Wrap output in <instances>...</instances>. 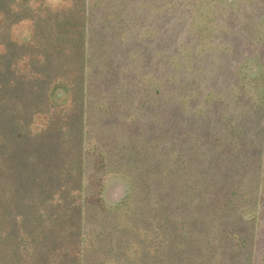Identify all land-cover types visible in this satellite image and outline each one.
<instances>
[{
    "label": "rangeland",
    "instance_id": "obj_1",
    "mask_svg": "<svg viewBox=\"0 0 264 264\" xmlns=\"http://www.w3.org/2000/svg\"><path fill=\"white\" fill-rule=\"evenodd\" d=\"M260 61L264 0H0L3 187L10 205L33 177L55 224L36 240L0 212V264H264V188L241 203L257 183L224 145L261 97Z\"/></svg>",
    "mask_w": 264,
    "mask_h": 264
},
{
    "label": "trees",
    "instance_id": "obj_2",
    "mask_svg": "<svg viewBox=\"0 0 264 264\" xmlns=\"http://www.w3.org/2000/svg\"><path fill=\"white\" fill-rule=\"evenodd\" d=\"M259 50H260V48L258 49V51ZM259 52H261V50ZM257 53L258 52L256 51V54L254 57H255V60L259 61L258 59H259L260 54L258 56ZM183 65L184 64H182L181 69H184ZM260 65H261V67H262V65L264 66V61H260ZM261 85H262L263 90L259 89L261 87ZM251 88L254 90V93L256 91L259 92L261 94V97L258 98L259 101H256L254 104L251 103L252 107H250V104L248 102L249 107L247 106L246 108H244V113H242V116H245L244 122L242 124H240V122H238V123L234 122V125L233 126L231 125L233 127V132L230 133V131H227L228 124L226 123V126H225L226 134L224 136V138H225L224 141L226 142V144H224V145H225V151L228 150V152H229V155H230L229 158H230L231 162H233V157L236 155V158L234 159V160H237L235 163V168H234V170L232 168L230 169V174L231 175L237 174L236 179L239 178L240 183L242 182V178L245 182L246 177H247V182H252L253 184L257 183V184H255L254 189H253V191L256 190L255 191L256 193H253V195H250L248 197L249 202H247V201L244 202V200H246L247 197L245 199L243 198L240 200L243 205L246 204V205L250 206L253 211H255V209L263 206L262 189L264 188V176L261 177L260 170H261L263 163H264V126H261L262 128L259 127L258 129H255L254 131L250 130L248 132L249 136H246V130H247V128H249V126L246 122L250 119V116L252 115V114L248 113L249 110H251V112H256L264 106V82L262 84H260L257 80H254V81H252ZM255 105H257V106H255ZM23 112H25V109H17L15 112V115L18 114L17 118H19ZM13 113H14V111H13ZM136 116L137 115H132V118H135ZM14 118H15V116H14ZM243 118L244 117H242L241 120ZM160 119H163V116L159 115L158 121ZM238 131H239V136H240L239 140H237V138H236V134ZM233 137L236 140H234ZM230 145H233L231 150H229ZM2 148H3V146H2V144H0V155H1V149ZM239 152H240V154H236ZM4 155L8 158V162L6 163V159L4 160L0 156V212L3 213V215H5V218L7 220H11L12 223L13 222L16 223L15 218H17V216L15 214H17L18 212L25 213L24 214L25 218L23 217L22 213L20 214V217H22V222H26V224L30 221V224H29L30 228L27 230H28V233L32 235V239H36V240L40 239V237L38 235H41V232H42V231H40L41 228L42 229L46 228L49 233L54 232L55 224L53 222L51 223L47 214L45 213V215H40L39 213H37L38 204L36 201H37V199L38 200L40 199V196L38 194H36L37 189H35V186L37 183H35V181L33 180V177L29 178L28 177L29 175L25 176L26 172L24 173V170L20 173H21V175H24L25 177H27L29 182L30 181L32 182L31 188L29 190L24 189L23 191L25 192V194L27 192L26 196L19 195L21 197H19V199L17 201H15V198L13 197V195H15V192L11 191L12 200H13V198H14V200H13V202L10 201V205H9L8 201H9L10 195H9V197H7V195H6L7 192H6V189L3 187V184L7 181V179L5 177V170L8 167H11L9 164L10 163L9 160H11V152L10 151L7 152V149H6V153H4ZM36 161H37V158L34 156L33 159L30 161L31 163H29L28 167H33V165L35 164ZM206 162H207V160H206ZM223 162H224L223 168L224 167L227 168V166L229 167L230 166L229 164H231L230 162H225V161H223ZM71 166H72L71 167L72 172L73 171L76 173L78 171L80 172L81 165H79L75 161L74 162L72 161ZM208 166H209V168H214V166H215L214 160L210 159V161H208ZM16 167L19 170L20 165L16 166ZM66 173H67V175H69L71 172L69 170ZM225 174L226 173L223 172V175L225 176L224 180L226 179ZM24 176H22V177H24ZM241 176H242V178H241ZM4 179H6L5 182H4ZM231 181L233 182V180H231ZM42 191L47 192V190H45V189H43ZM236 192H237L236 189H234V190L232 189V194H234ZM5 197H6V201L4 200ZM5 202L8 204L7 207L4 206ZM234 205H236V203H235V201H232V196H231L230 198L225 197V204H222V207L223 208H230ZM116 208L118 210V208L120 209V206H117ZM64 216L65 215H63L61 218H64ZM258 218H260V217H258ZM240 221H242V219H240ZM19 231H21V230L20 229H14V231H13L14 236H12L13 246L8 245L9 248H11L13 250H16V249L18 250L20 248V245H19L20 237L18 238V236H17ZM252 240H253L252 237L248 236L243 240V243L248 245L249 241H252ZM35 247H37V246L34 245V248ZM250 247H248L247 250L252 251L253 247L252 246H250ZM253 252H256V251L254 250ZM251 256H253V255H251ZM12 257L15 259V261L17 260L18 262H21V256L19 254H17V255L12 254ZM250 259L253 262L256 261V255L251 257Z\"/></svg>",
    "mask_w": 264,
    "mask_h": 264
}]
</instances>
